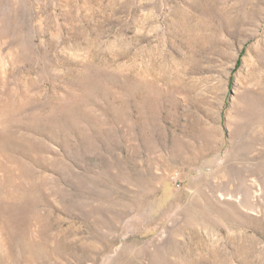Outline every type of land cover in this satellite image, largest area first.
Returning <instances> with one entry per match:
<instances>
[{
  "label": "rangeland",
  "instance_id": "1",
  "mask_svg": "<svg viewBox=\"0 0 264 264\" xmlns=\"http://www.w3.org/2000/svg\"><path fill=\"white\" fill-rule=\"evenodd\" d=\"M0 264H264V0H0Z\"/></svg>",
  "mask_w": 264,
  "mask_h": 264
}]
</instances>
